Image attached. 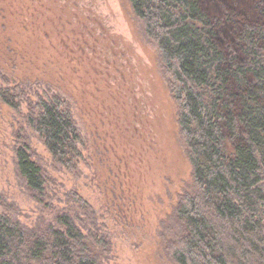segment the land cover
<instances>
[{
	"label": "rangeland",
	"instance_id": "1",
	"mask_svg": "<svg viewBox=\"0 0 264 264\" xmlns=\"http://www.w3.org/2000/svg\"><path fill=\"white\" fill-rule=\"evenodd\" d=\"M211 1L218 22L256 18L251 0ZM55 90L82 138L74 169L27 123L38 95ZM178 115L159 50L128 0H0V213L31 229L68 211L109 240L103 264H177L175 206L193 187ZM22 145L45 174L43 197L19 173Z\"/></svg>",
	"mask_w": 264,
	"mask_h": 264
},
{
	"label": "trees",
	"instance_id": "2",
	"mask_svg": "<svg viewBox=\"0 0 264 264\" xmlns=\"http://www.w3.org/2000/svg\"><path fill=\"white\" fill-rule=\"evenodd\" d=\"M128 1L159 50L192 167V190L175 206L180 232L173 260L264 264V0H251L256 18H242L240 28L231 19L222 27L211 0ZM38 97V114L32 108L27 123L58 164L74 169L82 138L69 98L57 90ZM15 155L26 188L46 195L47 179L28 145ZM70 214L29 229L0 213V264H103L109 240Z\"/></svg>",
	"mask_w": 264,
	"mask_h": 264
}]
</instances>
